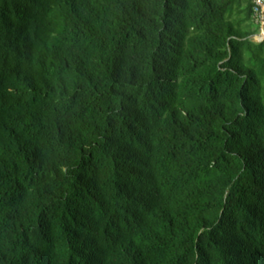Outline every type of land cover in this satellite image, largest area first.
Listing matches in <instances>:
<instances>
[{
    "label": "trees",
    "instance_id": "obj_1",
    "mask_svg": "<svg viewBox=\"0 0 264 264\" xmlns=\"http://www.w3.org/2000/svg\"><path fill=\"white\" fill-rule=\"evenodd\" d=\"M252 0H0V264H264Z\"/></svg>",
    "mask_w": 264,
    "mask_h": 264
},
{
    "label": "built area",
    "instance_id": "obj_2",
    "mask_svg": "<svg viewBox=\"0 0 264 264\" xmlns=\"http://www.w3.org/2000/svg\"><path fill=\"white\" fill-rule=\"evenodd\" d=\"M251 2L252 20L257 27L251 39L260 42L264 39V0H252Z\"/></svg>",
    "mask_w": 264,
    "mask_h": 264
}]
</instances>
